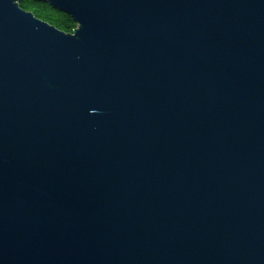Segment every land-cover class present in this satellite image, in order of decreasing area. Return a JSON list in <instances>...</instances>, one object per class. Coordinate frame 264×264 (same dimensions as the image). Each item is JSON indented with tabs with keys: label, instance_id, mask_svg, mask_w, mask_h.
I'll return each mask as SVG.
<instances>
[{
	"label": "water",
	"instance_id": "water-1",
	"mask_svg": "<svg viewBox=\"0 0 264 264\" xmlns=\"http://www.w3.org/2000/svg\"><path fill=\"white\" fill-rule=\"evenodd\" d=\"M0 0V264H264V0Z\"/></svg>",
	"mask_w": 264,
	"mask_h": 264
},
{
	"label": "trees",
	"instance_id": "trees-1",
	"mask_svg": "<svg viewBox=\"0 0 264 264\" xmlns=\"http://www.w3.org/2000/svg\"><path fill=\"white\" fill-rule=\"evenodd\" d=\"M19 3L24 9L34 12L36 16L66 32H73L77 28V23L69 14L55 9L49 3L36 0H20Z\"/></svg>",
	"mask_w": 264,
	"mask_h": 264
}]
</instances>
